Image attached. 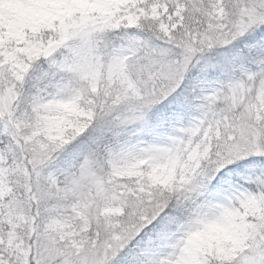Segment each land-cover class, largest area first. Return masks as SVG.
<instances>
[{"label": "snow or ice", "instance_id": "6c2138e0", "mask_svg": "<svg viewBox=\"0 0 264 264\" xmlns=\"http://www.w3.org/2000/svg\"><path fill=\"white\" fill-rule=\"evenodd\" d=\"M0 264H264V0H0Z\"/></svg>", "mask_w": 264, "mask_h": 264}]
</instances>
